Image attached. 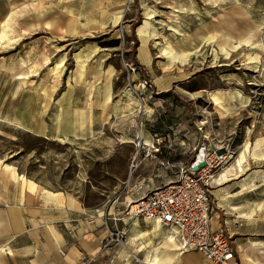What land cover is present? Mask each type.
<instances>
[{
  "label": "crops",
  "instance_id": "1",
  "mask_svg": "<svg viewBox=\"0 0 264 264\" xmlns=\"http://www.w3.org/2000/svg\"><path fill=\"white\" fill-rule=\"evenodd\" d=\"M170 3L176 6L174 14L178 23L175 22V27L182 37L183 43L180 46L183 54L231 52L230 42L235 40H229L232 29L231 4L237 5L240 15L243 14L232 21L234 24L237 22V30H233L234 35L240 37L237 42L246 47H254L255 54L260 53L261 45L255 44V40L259 42L264 35V9L258 8L264 5V0H172ZM53 4V0H0V51L12 48L20 52L28 49L31 53H37L40 47H43L38 43V33L52 31L50 22L53 10L50 5ZM148 30L149 32L142 34L137 48V60L140 63L138 65L146 72L147 77H152L159 94L173 91L172 103L167 104L163 112L165 115L159 119L153 117L152 112L148 114V120L153 117L151 121L154 124L148 122L145 125L143 116L144 128L140 133L130 124V128L123 129L109 138L110 146L118 141L126 145L122 160L125 165L123 173L128 174L131 184L141 190L138 199L175 179L173 172L164 171L158 161L169 162L177 168L184 166L191 161L192 149L198 142V131L192 116V102L197 99V95L191 91L178 92L173 88L175 84L189 80L186 70L179 66L188 64V56L185 63L180 60L172 62L162 56L161 48L175 46L174 41L166 36V39L160 38V31L153 28L152 24ZM251 37L253 40L248 42ZM44 47L47 49L48 45ZM154 50H157L162 60L156 61ZM256 59L254 56L253 61ZM2 64L6 62L0 60V69ZM30 65H35V72L39 69L40 72L43 71L38 67L44 64L38 65V61L31 62ZM80 65L74 64L69 76L73 84L74 77H77L75 90L80 82L86 83L89 78L87 70L85 78L79 79L77 69ZM84 65L86 69L92 65L99 72L108 71L107 83H112L114 72L117 70L114 64H107L103 70H99L101 64ZM31 90L34 95L30 110V131L36 133L39 128H44L45 137L68 148V156L70 149H77L80 153L83 142L96 137L98 130L103 128L111 117L123 119L135 112H128L130 108L135 110L139 105L129 99L125 104L114 102L113 87L107 105H104V97L99 92L96 98L99 107H95L93 111L87 108V105L88 101L94 100L95 93L93 97H88L89 99V92L79 99L76 98L74 88L64 94L65 89L59 95ZM4 114V105L0 100L1 122L5 118ZM87 115L91 118L88 122L91 131L85 127L86 123L83 124L82 119ZM40 116L52 117V124L39 126L43 124L38 122ZM155 135H168L175 140L176 146L172 150L164 148L158 160L145 159L142 152L136 159L135 168L131 169L137 151L133 146L134 142L142 137L144 144L150 145ZM95 147L94 144L93 148ZM64 157L65 154L63 160ZM238 157L216 176L215 187L211 191V230L224 231L231 236L240 264H264V198L255 195L251 181H238L236 176L245 163L240 164ZM104 160L110 165L118 161L113 156L104 157ZM136 169L137 174L134 176ZM30 183L40 186L42 190L38 191ZM125 204L126 202H122L114 207H102L100 202H87L82 190L48 188L36 179L28 178L15 165L0 158V264H152L155 256L162 260L172 259V264H209L204 258V261L201 260L198 252L179 254L176 228L152 220L126 218L123 214ZM108 228L124 230L127 249L120 246L102 249L101 242ZM131 253L142 263H136Z\"/></svg>",
  "mask_w": 264,
  "mask_h": 264
},
{
  "label": "rangeland",
  "instance_id": "2",
  "mask_svg": "<svg viewBox=\"0 0 264 264\" xmlns=\"http://www.w3.org/2000/svg\"><path fill=\"white\" fill-rule=\"evenodd\" d=\"M171 1L53 0V6L50 5L53 10L50 22L52 31L38 33V43L43 47L37 53H31L28 49L20 52L12 48L0 51V60L6 62L0 69V100L5 113L3 122L0 121V158L48 188L82 190L87 202H100L102 207H114L117 203L126 202V208L131 200L138 199L141 190L131 184L128 174L123 173L125 165L122 160L126 145L118 141L110 146L109 138L130 128V124L140 133L144 128L143 116L145 125L148 122L154 124L151 119L165 115L163 112L167 104L172 103L173 91L159 94L154 80L147 77L137 60V48L141 42L139 30L146 21H150L153 28L160 31V38L166 36L172 39L175 44L173 47L182 53V37L175 27L176 6ZM258 8L264 9V5ZM238 9L237 5H230V37L231 40L235 38L230 42L231 52L187 54L188 64L180 68L186 70L188 83L175 84L173 88L178 92L191 91L197 95V99L192 102V116L198 131V141L215 148L229 146L233 157L226 167L247 146L251 149L256 144L261 145L259 157L258 154L257 157L248 155L236 177L243 183L251 181L255 195L264 198V35L259 40V54L254 53L253 47L238 43L240 37L233 33L237 22H232L243 15ZM121 12H124L123 18L115 25L112 18ZM45 45H48L47 49ZM153 52L156 61L162 60L157 50ZM254 56L257 57L256 61H253ZM35 61H38V65L44 64L38 67L43 71L39 69L35 72V65H30ZM20 62L25 64H18ZM74 64H81L77 69L79 79L85 78L89 71L84 64H101L99 70H103L107 64H114L117 70L112 79L113 101L125 104L129 99L139 105L135 110L130 108L128 112H135L123 119L111 117L98 130L96 137L83 142L80 153L77 149H70L68 156V148L45 137L44 128H39L36 133L30 131L34 95L31 89L59 95L65 89L64 94L74 88L79 99L85 93H95L94 100L88 101L87 105L93 111L99 107L96 98L107 84L108 71L99 72L95 66H89L94 67L96 77L92 79L88 76L89 80L80 82L75 90L77 77H74V84L69 80ZM126 64L136 67L135 72ZM177 70L180 71L179 68ZM35 76L38 81L33 78ZM215 94L220 99L217 105L213 102ZM47 108L48 104L45 105ZM151 112L153 117L148 120ZM52 119L38 117V122L43 123L39 126L52 124ZM137 141L133 144L135 148ZM110 156L118 160L113 165L105 163L104 157ZM136 174L137 169L133 175ZM198 255L202 261L205 260L200 253Z\"/></svg>",
  "mask_w": 264,
  "mask_h": 264
},
{
  "label": "built area",
  "instance_id": "3",
  "mask_svg": "<svg viewBox=\"0 0 264 264\" xmlns=\"http://www.w3.org/2000/svg\"><path fill=\"white\" fill-rule=\"evenodd\" d=\"M126 66L135 72L136 67L129 64ZM175 146V140L168 135H155L150 145H137L131 169L135 168L136 159L142 152L143 158L158 160L164 148L172 150ZM198 150V155L195 156ZM192 151L191 161L178 168L169 162L158 161L164 171L173 172L175 179L130 202L125 208V217L130 220H152L176 228L180 255L198 252L209 264H240L231 236L224 231L211 230V191L217 174L226 168L233 154L229 146L215 148L200 140ZM90 221L92 222L93 218ZM125 242L123 229L108 228L101 242L102 249L113 246L127 249ZM133 259L136 263H142L135 255Z\"/></svg>",
  "mask_w": 264,
  "mask_h": 264
},
{
  "label": "bare ground",
  "instance_id": "4",
  "mask_svg": "<svg viewBox=\"0 0 264 264\" xmlns=\"http://www.w3.org/2000/svg\"><path fill=\"white\" fill-rule=\"evenodd\" d=\"M123 14H124V12H121V13H117V14H115L114 16H113V18H112V20H113V23L115 24V25H117L121 20H122V18H123ZM149 16H151V14L149 13L148 14ZM151 22L150 21H146L145 23H144V25L140 28V30H139V33H140V35L142 36V34L143 33H147V32H149V28L151 27ZM102 25V24H101ZM72 28V27H71ZM255 35V34H254ZM256 36V35H255ZM164 38H165V36H164ZM166 39V38H165ZM217 39V38H216ZM228 39V38H227ZM149 40V39H148ZM229 40H231V39H229ZM253 40V37H251V38H249V40H248V42H251ZM214 41V40H213ZM225 41V40H224ZM160 43V42H159ZM238 43H240V42H238ZM260 43V41L258 42V41H256L255 40V44H259ZM143 44V43H142ZM168 44V43H167ZM166 44V45H167ZM225 44V43H224ZM235 44V43H234ZM161 45V44H160ZM258 46V45H257ZM145 47V46H144ZM261 47V46H260ZM147 48V47H146ZM158 48V47H157ZM224 48H226V47H224ZM251 48V47H250ZM254 48V47H253ZM235 49V48H234ZM238 49V48H237ZM228 50V49H227ZM236 50V49H235ZM161 55L162 56H164V57H166V58H168V59H170L172 62H174V61H177V60H180L182 63H185L186 61H187V59H186V57L188 56L189 57V55H185V54H183V53H181V51L180 52H176V49L174 48V47H171L170 45L169 46H164V47H162L161 48ZM224 51V50H223ZM231 51V50H230ZM250 51H252V50H250ZM224 53L226 54V52L224 51ZM253 54V53H252ZM251 54V55H252ZM230 55V54H229ZM228 55V56H229ZM79 57V56H78ZM82 60V59H81ZM148 61V60H147ZM173 65V64H172ZM187 64H179V66H181V67H185ZM174 66H175V64H174ZM84 72V71H83ZM82 74V73H81ZM95 75H96V71H95V69H94V67H90L89 68V71H88V76L90 77V78H94L95 77ZM101 90V89H100ZM98 92V91H97ZM99 92H101V94L103 95V97H104V105H107L108 103H109V101H110V99H111V94H112V83L111 82H108L106 85H105V87L101 90V91H99ZM93 93L91 92V93H89V95L87 96V98L89 97V98H91V97H93V95H92ZM88 98V99H89ZM213 102L217 105L219 102H220V99H219V97L215 94L214 96H213ZM102 105V104H101ZM221 108V107H220ZM106 110V109H105ZM91 118L87 115V116H84L83 117V124H85L86 126L85 127H87L88 128V131H91L92 130V128L88 125V122H89V120H90ZM19 121H20V119H19ZM20 125L23 127V124H22V122L20 123ZM81 125V124H80ZM87 131V130H86ZM142 144V143H144L143 142V140H142V137H140L139 139H138V141H137V143H136V145H138V144ZM264 145V144H263ZM262 145V146H263ZM213 147V146H212ZM252 147V146H251ZM203 150H204V153H205V156H206V152H205V147H203L202 148ZM260 151H261V145L260 144H256V145H254V147H252L251 149H250V147H246L245 148V150H244V152H242L240 155H239V157H238V161H239V163L240 164H243L245 161H246V159H247V157H248V155H251V156H256L257 157V154H258V157H259V153H260ZM198 152H199V150L197 151V153L195 154V156H197L198 155ZM261 154V153H260ZM264 155V154H263ZM260 158H262L261 157V155H260ZM264 158V157H263ZM249 159V158H248ZM251 159H253V158H251ZM195 160H196V158H195ZM195 160L193 161V163L195 162ZM254 160V159H253ZM227 168V167H226ZM227 170V169H226ZM223 173H225V172H223ZM227 173V172H226ZM220 174V173H219ZM224 175V174H223ZM221 177V176H220ZM224 176H222L221 178H223ZM220 179V178H219ZM263 179V178H262ZM263 181V180H262ZM32 187L33 188H36L38 191L39 190H42V188L40 187V186H36V185H32ZM36 189H35V191H36ZM116 220V219H115ZM202 255V254H201ZM203 256V255H202ZM204 257V256H203ZM205 259V258H204ZM206 260V259H205ZM207 261V260H206ZM152 262V264H172V259H165V260H162V259H159V258H157V256H155V259L154 260H152L151 261Z\"/></svg>",
  "mask_w": 264,
  "mask_h": 264
},
{
  "label": "water",
  "instance_id": "5",
  "mask_svg": "<svg viewBox=\"0 0 264 264\" xmlns=\"http://www.w3.org/2000/svg\"><path fill=\"white\" fill-rule=\"evenodd\" d=\"M202 166H204V164Z\"/></svg>",
  "mask_w": 264,
  "mask_h": 264
}]
</instances>
